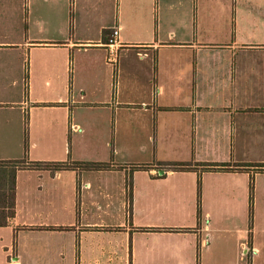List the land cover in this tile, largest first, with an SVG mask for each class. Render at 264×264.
Returning a JSON list of instances; mask_svg holds the SVG:
<instances>
[{
    "label": "crops",
    "instance_id": "obj_1",
    "mask_svg": "<svg viewBox=\"0 0 264 264\" xmlns=\"http://www.w3.org/2000/svg\"><path fill=\"white\" fill-rule=\"evenodd\" d=\"M21 2L0 1V162L24 161L0 264H264V0Z\"/></svg>",
    "mask_w": 264,
    "mask_h": 264
},
{
    "label": "trees",
    "instance_id": "obj_2",
    "mask_svg": "<svg viewBox=\"0 0 264 264\" xmlns=\"http://www.w3.org/2000/svg\"><path fill=\"white\" fill-rule=\"evenodd\" d=\"M24 161H1L0 162V227L6 226L11 218L14 216L15 206V173L16 170L21 168ZM80 168H106L109 167L107 164L98 163H83L75 164ZM32 167H65L64 164H39L33 163ZM264 166V165H263ZM189 166L186 164H168V168L171 169H187ZM229 165L224 164H208L206 165L207 170L215 169H227ZM251 189V185H250Z\"/></svg>",
    "mask_w": 264,
    "mask_h": 264
},
{
    "label": "built area",
    "instance_id": "obj_3",
    "mask_svg": "<svg viewBox=\"0 0 264 264\" xmlns=\"http://www.w3.org/2000/svg\"><path fill=\"white\" fill-rule=\"evenodd\" d=\"M118 36H119V29L116 28L112 31L110 37L108 38L105 44L107 49L106 61L113 67H115L117 60V49L119 47Z\"/></svg>",
    "mask_w": 264,
    "mask_h": 264
},
{
    "label": "rangeland",
    "instance_id": "obj_4",
    "mask_svg": "<svg viewBox=\"0 0 264 264\" xmlns=\"http://www.w3.org/2000/svg\"><path fill=\"white\" fill-rule=\"evenodd\" d=\"M2 1V3L5 5V7H9L10 3H11V0H0ZM22 0H20L21 2ZM24 1V0H23ZM22 3V2H21ZM6 13V14H5ZM4 15L2 16V21H5V20H8V27L7 29L8 30H11V20H12V17L11 16H7V12L5 11ZM0 33H1V30H0ZM112 68H114L113 66H111ZM93 115L94 114H97L98 112L97 111H92ZM91 113V114H92Z\"/></svg>",
    "mask_w": 264,
    "mask_h": 264
}]
</instances>
